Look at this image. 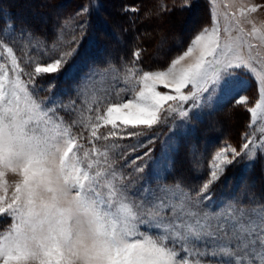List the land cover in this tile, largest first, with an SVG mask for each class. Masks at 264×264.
<instances>
[{
    "label": "snow or ice",
    "instance_id": "1",
    "mask_svg": "<svg viewBox=\"0 0 264 264\" xmlns=\"http://www.w3.org/2000/svg\"><path fill=\"white\" fill-rule=\"evenodd\" d=\"M190 6L189 0L179 5L181 11ZM86 23L78 31L83 32ZM257 33L253 27L248 35ZM22 35H28L27 31ZM259 37L264 40V33ZM80 39L73 34L65 47L58 51L54 47L55 58L38 64L33 74H27V81L22 79L25 73L12 47L6 51L14 75L10 76L7 63H0V215L15 221L0 234V264H264V205L248 207L235 200L217 204L202 195L237 157L245 155L254 161L264 139L250 147L254 141L251 133H245L241 151L231 145L221 147L199 189L185 190L179 182L152 189L147 181L134 189L132 181L112 165L102 166L99 157L103 155L106 163L107 151L94 153L96 158L88 150L81 154L83 137L72 130L75 124L86 123L91 141L145 135L128 128L151 129L170 113L185 117L201 107L203 94H209V99L213 94H228L245 72L258 84L259 99L255 107L246 109L254 125L257 110H264V56L254 54L251 44L245 52L243 41L222 35L219 21L213 20L165 68L139 69L138 91L130 89L126 99L107 103L103 115L104 101L94 100L98 104L95 122L91 117L85 122L80 113L69 125L59 113L74 111L75 102L64 105L59 93L48 100L39 98L34 77L59 78L76 55ZM140 58L137 49L133 59L139 62ZM188 58L191 62L185 63ZM161 87L165 90L160 91ZM86 88L87 82L78 94ZM233 100L240 106L249 97L239 94ZM183 104L189 105L188 111L175 106ZM107 125L111 126L108 134L98 135ZM153 142L154 134L145 135L131 152ZM151 152L147 148L128 163L150 158ZM9 171L20 176L12 185L6 179ZM133 171L141 173L143 166Z\"/></svg>",
    "mask_w": 264,
    "mask_h": 264
},
{
    "label": "rangeland",
    "instance_id": "2",
    "mask_svg": "<svg viewBox=\"0 0 264 264\" xmlns=\"http://www.w3.org/2000/svg\"><path fill=\"white\" fill-rule=\"evenodd\" d=\"M106 1L109 10H117L120 0ZM209 2L211 4L212 19L208 25H210L213 20L219 21L222 35L229 36L230 34L231 38L238 43L243 41V49L245 52L248 50V45L251 44L253 45L254 54L258 52L264 56V40H261L259 37V33H264V0H215L214 4L212 0H209ZM34 4L35 0H28L24 5L26 7H32ZM98 4V0H93L91 5L87 4L74 14H69L64 17L60 16L61 18L57 21L60 26L57 27L55 36L49 35L47 32H43V35L34 33L32 28L28 27V25L22 26L17 24L10 10L0 8V63H7L9 65L10 76L14 74L10 69V57L6 51V47L13 48V54L16 55L17 61L25 73V75H22V79L27 81V74H33L38 64L46 65L55 58V52L53 51L54 47L57 51L60 50L61 47H65L67 41L71 39L73 34L81 38L76 55L69 61L68 65H66L65 72L61 73L59 78L53 79L51 75L42 74H36L34 77V83L38 89L39 98L48 100L59 93L60 100L64 105H68L69 101L75 102L74 111L65 110L59 113L63 117L65 123L69 125L77 120L80 113L83 114L85 122H87L88 117H91L94 123L96 116L95 109L98 106L97 103L93 102L94 100L104 101V104L100 105V114L103 115L107 103L117 102L118 97L121 101L126 99L130 89L138 91L139 87L136 86L135 81L141 74L138 71L139 69L145 71L158 70L167 66L143 69L140 64V62L143 63L146 59H149L148 55L154 50V43L163 37V34L159 32H156V37L152 39L150 48H148L150 52L148 50H141L139 62L134 61L133 55L132 58L129 59H118L116 50L109 48V46L97 51V55H94V62L91 61L88 63L85 60L77 58L82 42L87 37L92 5L96 7ZM253 5L260 7H258L255 12L247 11V9ZM242 9H244L243 12L241 11ZM160 10L164 11L162 8ZM60 13L61 8L58 7L56 12L54 14H49V16L51 18L58 17ZM186 16L187 15L183 14L180 18L182 25L186 24L187 26L183 28V26L180 25L176 30L177 32L185 33L188 31L189 28L194 26L197 21L202 18V12L197 10L191 17L187 18ZM27 17H30L29 20L44 19L43 14L38 11L32 12ZM186 18L187 21L185 23ZM84 22H87L85 30L83 32L78 31V26ZM253 27L258 30V33L250 36L248 33L251 32ZM225 29L228 31H224ZM23 30H26L28 35H22ZM103 31H106L105 28ZM113 35V33L109 34V36L112 37ZM159 46H163L161 41H159ZM133 48L134 51L137 50L135 46ZM107 52L110 54L109 57H103V53ZM191 59L192 58L186 59L185 63L191 62ZM85 82H87V88L84 92L78 94V89H80ZM159 90L164 91L165 89L161 87ZM185 91L188 90L186 89ZM239 94L249 97V101L245 105L238 106L234 103L233 97ZM208 95L207 93L203 94L201 107L198 109L188 111V104L175 105L181 110L188 111V115L185 117H181L178 113H170L166 116L162 115L161 122L151 129H147L146 126H139L136 129L129 127L128 131H136L146 136H152L154 134V142L147 145V148L152 149L150 158H145L143 161H136L135 165H131L128 162L134 160L138 155L142 156L143 152L147 151V148H141L137 152H131V147L144 140L145 135H137L135 138H126L123 140L110 138L107 141L103 139L91 141L90 129L86 126V123H77L73 126L72 130L78 136L83 137V139L80 140V143L83 145L81 154L84 150H88L90 155L96 158L94 153H103L107 151L108 156L106 158V163L103 155L99 157L102 166L107 167L109 164L112 165L118 174L122 173L132 181L134 189L140 187L145 181L148 182L149 187L152 189L157 188L160 184L175 186L177 182H179L181 187L185 190L199 189L201 187V182L199 181L198 185V181L192 178L195 176V173H206L207 178L211 159L215 152L225 145L232 146V144L223 142L224 144L213 150L209 158L206 159L205 167L204 163H194V161H192V156L187 155L189 151L186 154L187 156H183L182 153H179L182 145L188 147V149L190 148V144L184 142L183 137L187 134H191L208 114L212 116L219 111L223 110L224 112V110H226L225 114H221V118H223L222 121L216 119L210 121V134L214 135L213 137L211 136V140L216 138L220 131L226 132L228 129H233L232 124L234 125V123L230 124V120L227 118L230 114L237 116V124L242 128L246 127V133H251L250 138L254 141V144L250 147L259 145L261 139H264V131H262L264 130V110H257V120L254 125H252L251 114L246 110L247 108L255 107V103L259 99L258 84L256 79L251 75L246 72L239 75L235 82V86L228 94H213L211 99L208 98ZM89 109H92V111H89ZM248 114L250 116V122H248ZM249 125L252 126L249 127ZM110 129V125L102 126L99 129L98 135H107ZM238 132L239 129L236 135H238ZM122 134L126 135V133ZM245 142L244 140L243 143ZM207 149L208 153H210L209 146ZM237 151H241V147L237 148ZM261 152H264V148L257 151L256 159ZM122 154L124 155L123 159L121 158ZM185 157L186 159L188 157V161L190 160L188 165L185 164L187 161ZM236 160L238 164L243 162V166L246 168L251 167L255 162V160L249 161L245 155L237 157ZM169 164H171L170 171ZM125 165L128 166L125 167ZM140 166H143V171L141 173L133 171V168ZM228 167L229 166H226L224 172ZM204 170H206V172ZM222 175H220V178ZM188 178L191 182L186 180ZM206 178L203 181L206 182ZM6 179L9 184L12 185L20 179V176L9 171L6 175ZM253 179H255V177L246 180V182L249 183V181ZM217 182L212 184L207 192L202 193V195L209 196L213 202L219 204L221 200L228 199L224 198L219 200L213 195V187ZM11 191L12 189L9 188V194ZM242 194L243 197H241V199L234 197L231 200H235L238 205L248 207L257 204L264 205V202H261L264 200V185L255 190L254 193L249 192L245 197L244 193ZM14 223V220L0 215V234L10 230ZM202 264H206V262L202 261Z\"/></svg>",
    "mask_w": 264,
    "mask_h": 264
},
{
    "label": "trees",
    "instance_id": "3",
    "mask_svg": "<svg viewBox=\"0 0 264 264\" xmlns=\"http://www.w3.org/2000/svg\"><path fill=\"white\" fill-rule=\"evenodd\" d=\"M26 1L28 0H0V8L10 10L17 24L28 25L34 33L43 35V32H47L49 35L55 36L56 29L60 26L57 23L58 19L76 13L87 4L91 5L93 0H35L32 7H26L24 5ZM98 3L96 7L92 5L87 37L82 42L80 51L77 54V58L88 63L95 61L94 55L97 51L108 46L116 50L118 59L132 58L135 52L134 46L135 49L147 51L150 48L152 39L156 37V32H159L163 34V37L154 43L155 46L152 52L148 50L150 52L149 59H146L143 63L140 62V64L143 69L164 67L171 59L181 54L182 50H185L188 46L190 38L198 33L202 27L208 25L212 19L209 0H189L191 6L185 7L182 11L179 7L181 0H120L117 10H109L106 0H98ZM162 5L165 6L166 10H160ZM58 7L61 8V13L58 17L51 18L49 14H54ZM131 8H135L137 11H125V9ZM197 10L202 12V18L185 33L177 32V28L182 25L181 15L185 14L189 18ZM37 11L43 14L44 19L29 20L30 17L27 16ZM182 26L185 28L187 25ZM104 28L106 31H103ZM110 33L114 34L113 37L109 36ZM159 41L163 46H159ZM109 55V52L103 53L105 58H108ZM225 111H219L212 116L208 114L191 134L183 137L184 142L190 144V148L188 149V147L182 145L179 153L184 156L189 151L187 155L192 156V161L198 164L204 163L205 167L206 159L209 158L213 150L219 148L222 144L227 142L240 148L245 140L244 134L247 129L237 124V116L234 114L227 117L230 124L234 123V125L232 124L233 129H228L226 132L220 131L216 138L211 140V136L214 135L210 134V121L214 119L222 121L221 114H225ZM249 119L248 114V122H250ZM238 129L239 132L236 135ZM208 146L210 153H208ZM188 157L187 159L185 157L187 160L186 165L190 162ZM237 162L235 160L214 185L213 195L217 199L231 200L234 197L241 199L243 197L242 193L245 197L249 192L254 193L255 190L264 185V155L260 154L249 168L244 167L243 162L241 164ZM204 171L206 172V170ZM252 177H255V179L247 183L246 180ZM192 178L196 179L199 185V181L202 182L206 178V173H195ZM186 180L191 182L189 178ZM261 202H264V200Z\"/></svg>",
    "mask_w": 264,
    "mask_h": 264
}]
</instances>
